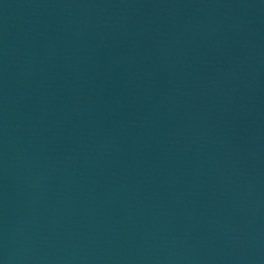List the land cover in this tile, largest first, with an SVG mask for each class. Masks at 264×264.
Listing matches in <instances>:
<instances>
[{
  "label": "water",
  "instance_id": "1",
  "mask_svg": "<svg viewBox=\"0 0 264 264\" xmlns=\"http://www.w3.org/2000/svg\"><path fill=\"white\" fill-rule=\"evenodd\" d=\"M0 264H264V0H0Z\"/></svg>",
  "mask_w": 264,
  "mask_h": 264
}]
</instances>
